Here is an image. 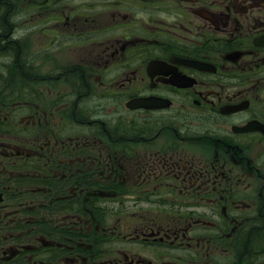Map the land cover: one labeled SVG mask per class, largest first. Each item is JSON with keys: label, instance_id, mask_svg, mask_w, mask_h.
I'll use <instances>...</instances> for the list:
<instances>
[{"label": "flooded vegetation", "instance_id": "1", "mask_svg": "<svg viewBox=\"0 0 264 264\" xmlns=\"http://www.w3.org/2000/svg\"><path fill=\"white\" fill-rule=\"evenodd\" d=\"M0 83V264H264V0H0Z\"/></svg>", "mask_w": 264, "mask_h": 264}, {"label": "rangeland", "instance_id": "2", "mask_svg": "<svg viewBox=\"0 0 264 264\" xmlns=\"http://www.w3.org/2000/svg\"><path fill=\"white\" fill-rule=\"evenodd\" d=\"M55 67L57 68V66H55ZM58 67H60V68H62V69L67 68V67H64V66H58ZM61 79H62V78H61ZM18 83H19V81H18L17 79H15L13 85H16V84H18ZM0 84H1V83H0ZM39 84H40V83L37 82V81H35V82L33 83V85H34L35 87H38ZM58 90L61 92V94H68L70 88H69V87H66L63 83H61L60 88H59Z\"/></svg>", "mask_w": 264, "mask_h": 264}, {"label": "bare ground", "instance_id": "3", "mask_svg": "<svg viewBox=\"0 0 264 264\" xmlns=\"http://www.w3.org/2000/svg\"><path fill=\"white\" fill-rule=\"evenodd\" d=\"M22 45V44H21ZM22 48V47H21ZM23 67V66H22ZM17 70V69H16ZM11 72V71H10ZM15 72V71H14ZM24 72H26V71H24ZM79 118V117H78ZM75 120V119H74ZM108 124V123H107ZM69 205V204H68Z\"/></svg>", "mask_w": 264, "mask_h": 264}]
</instances>
